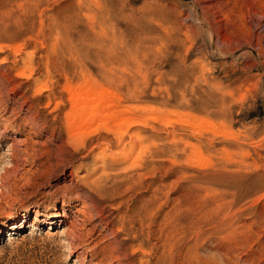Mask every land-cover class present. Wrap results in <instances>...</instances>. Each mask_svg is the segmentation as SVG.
Listing matches in <instances>:
<instances>
[{
    "label": "rangeland",
    "instance_id": "obj_1",
    "mask_svg": "<svg viewBox=\"0 0 264 264\" xmlns=\"http://www.w3.org/2000/svg\"><path fill=\"white\" fill-rule=\"evenodd\" d=\"M263 1L0 0V264H264Z\"/></svg>",
    "mask_w": 264,
    "mask_h": 264
},
{
    "label": "bare ground",
    "instance_id": "obj_2",
    "mask_svg": "<svg viewBox=\"0 0 264 264\" xmlns=\"http://www.w3.org/2000/svg\"><path fill=\"white\" fill-rule=\"evenodd\" d=\"M261 15H262V18H264V13ZM6 49H9V47L7 48L0 47V54L4 53ZM26 63L32 64L31 56L27 55ZM1 64L5 65L6 60L1 62ZM33 75L34 74H31V75L20 74L18 76L29 80L30 78L33 77ZM39 92L41 95H43V92H48V90L40 89ZM68 93L71 97L72 113H73L72 114L73 118L71 117V121H70V125H71L70 133L73 139H76L77 141H79L80 143L79 146L81 145L80 147L82 148L85 147L86 144L91 139H93V133L96 132L98 129L103 128L105 132L113 135L114 137L113 143H116V145L121 143L123 147L122 155H121V152L120 153L115 152V155L117 156H114V157L112 156L111 159L112 160L118 159V158L125 159L126 157H128V155L130 156V153L133 150L134 146L136 147V144L141 140V137L138 134H133L131 132V128L132 126H134L135 124H139L140 122L130 118L128 116L129 115L128 112L119 111L120 110L119 104L115 101H111V98L113 99L112 96H114L113 93L108 92V91H105V92L93 91L88 87L80 91H75V92L69 91ZM113 122L117 123L115 124L116 127H110L111 123L113 124ZM92 124L93 125L95 124L96 126L93 132L86 133L85 131V129H87L86 127L89 125L92 126ZM141 134L142 133H140V135ZM126 138H128L127 141H126ZM76 140H75V143L77 142ZM110 144H112V141H110L107 144V147ZM103 150L105 151V148ZM104 151L102 152L104 153ZM123 171H126V170H123ZM102 188L107 189L105 194L112 195V196L114 194L116 195V193L121 191L120 185L118 184L113 187L102 186ZM48 214H51V213H48ZM65 218H67V216H65Z\"/></svg>",
    "mask_w": 264,
    "mask_h": 264
}]
</instances>
